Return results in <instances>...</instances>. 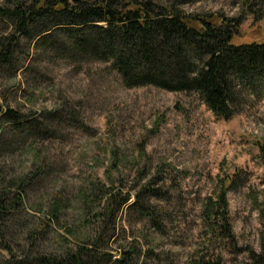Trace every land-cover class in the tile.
Listing matches in <instances>:
<instances>
[{
  "label": "rangeland",
  "instance_id": "1",
  "mask_svg": "<svg viewBox=\"0 0 264 264\" xmlns=\"http://www.w3.org/2000/svg\"><path fill=\"white\" fill-rule=\"evenodd\" d=\"M179 1L188 13L237 18L241 40H264V0ZM12 30L0 17V36ZM24 43L0 68V104L5 112H36L29 119L57 131L29 137L12 153L0 150V178L28 175L20 211L6 226L15 249L25 245L24 228L46 220L60 196L62 218L40 234L41 250L103 233L115 257L135 246L136 264H264V81L254 90L239 86L240 111L224 119L197 93L128 88L111 63ZM145 186L162 194L151 199L156 224L130 208ZM226 186L231 234L217 206ZM108 208L116 210L109 221Z\"/></svg>",
  "mask_w": 264,
  "mask_h": 264
},
{
  "label": "trees",
  "instance_id": "2",
  "mask_svg": "<svg viewBox=\"0 0 264 264\" xmlns=\"http://www.w3.org/2000/svg\"><path fill=\"white\" fill-rule=\"evenodd\" d=\"M181 3L177 0L161 6L153 0H3L0 17L13 30L0 36V68L12 63V56L22 50L26 39L29 49L33 45L37 49L64 48V59L111 63L128 88L155 86L197 93L217 117L231 119L240 111L239 86L254 90L264 81V40H241L237 18L188 13L180 8ZM35 113L5 112L0 104V150L5 155L19 149L18 145L29 137L56 133L55 128L44 125L43 129V122L36 123L39 118L29 119ZM70 121L73 125L80 123L74 110H70ZM46 169L39 164L37 171L41 174ZM27 178H0V241L6 252L0 253V264H136L135 246L115 257L106 250L103 233L95 235L92 242L41 250L40 234L62 218L60 196L54 197L46 220L24 228L25 245L15 249L6 226L20 211ZM230 186L223 189L217 206L223 209L222 225L231 234L225 196ZM161 195L159 189L145 186L130 208L156 224L160 214L151 199ZM130 198L127 195L119 205ZM115 212L108 208V221ZM67 233L76 235L71 229Z\"/></svg>",
  "mask_w": 264,
  "mask_h": 264
}]
</instances>
